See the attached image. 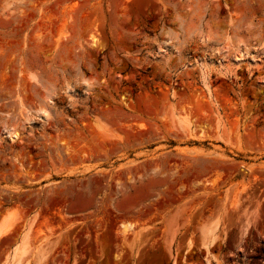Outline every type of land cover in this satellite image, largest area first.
<instances>
[{"label": "rangeland", "instance_id": "rangeland-1", "mask_svg": "<svg viewBox=\"0 0 264 264\" xmlns=\"http://www.w3.org/2000/svg\"><path fill=\"white\" fill-rule=\"evenodd\" d=\"M0 231V264H264V0H0Z\"/></svg>", "mask_w": 264, "mask_h": 264}, {"label": "bare ground", "instance_id": "bare-ground-1", "mask_svg": "<svg viewBox=\"0 0 264 264\" xmlns=\"http://www.w3.org/2000/svg\"><path fill=\"white\" fill-rule=\"evenodd\" d=\"M2 228V227H1ZM4 229V228H3ZM1 232V231H0ZM5 232V231H4ZM1 235V234H0Z\"/></svg>", "mask_w": 264, "mask_h": 264}]
</instances>
